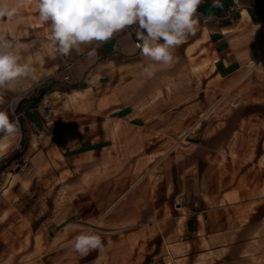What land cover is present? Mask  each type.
Returning a JSON list of instances; mask_svg holds the SVG:
<instances>
[{
    "label": "crops",
    "instance_id": "0c3cea01",
    "mask_svg": "<svg viewBox=\"0 0 264 264\" xmlns=\"http://www.w3.org/2000/svg\"><path fill=\"white\" fill-rule=\"evenodd\" d=\"M212 4L151 77L135 34L91 59L90 47L48 56L57 86L17 107L19 135L0 145V264H48L84 230L67 202L113 197L120 171L138 208L90 217L113 219L108 235L127 221L123 245L102 239L90 264H264V0ZM181 136L188 149L149 169L164 146L149 140ZM138 169L154 178L131 181Z\"/></svg>",
    "mask_w": 264,
    "mask_h": 264
},
{
    "label": "clouds",
    "instance_id": "9594fccd",
    "mask_svg": "<svg viewBox=\"0 0 264 264\" xmlns=\"http://www.w3.org/2000/svg\"><path fill=\"white\" fill-rule=\"evenodd\" d=\"M32 0H0V19L14 18ZM205 0H37L38 19L49 28V40L58 52L68 56L82 53L90 47L87 58L115 35L124 33L129 39L135 34L136 47L151 63L143 68L151 77L157 64L170 65L174 49L200 30L198 8ZM213 7H222L213 0ZM205 23L213 17H205ZM20 44L0 32V89L21 78L35 79V68L21 63ZM3 100L0 99V104ZM19 135L18 120L10 119L7 110L0 109V145ZM78 230L77 225H70ZM108 243H111L110 241ZM101 235L94 229L79 230L70 250L81 256L92 251L103 252Z\"/></svg>",
    "mask_w": 264,
    "mask_h": 264
},
{
    "label": "rangeland",
    "instance_id": "374dc122",
    "mask_svg": "<svg viewBox=\"0 0 264 264\" xmlns=\"http://www.w3.org/2000/svg\"><path fill=\"white\" fill-rule=\"evenodd\" d=\"M37 0H32L30 4H25L18 14L12 19H0V32L5 33L9 38H14L15 41L20 44L26 45L25 48L21 49L22 60L21 63H27L35 68V79L32 78H21L16 81H13L6 88L0 89V95L3 98L2 110H7L9 112L10 119L13 120L14 116H17L16 109L17 107H23L25 103L37 97L38 95L42 96L46 91L48 92L52 87L57 86L59 78L55 74H45L44 68L46 63H48V56L52 55L54 52H57V48L53 46L49 40V28L47 25L42 24L38 19V11L36 8ZM21 105V106H20ZM13 110V111H11ZM18 119V116H17ZM190 139L188 137L181 136L179 138H154L150 139L151 146L154 143L163 142L164 146L162 149V154L157 157L155 160L148 162L149 169L153 168V165L159 160L163 159V162H167L171 155V150L177 151H186L189 145ZM150 150L152 148H149ZM153 157V154L146 155V160H150ZM138 156H131L130 162L132 165L137 163ZM122 163V161L120 162ZM142 168V167H140ZM149 169L144 171L138 169L132 171L131 181H135L144 173H150V176L154 178V171L149 172ZM122 171L116 172V181L114 184V196L108 197L107 189H101L98 194H95L92 197L85 196L84 199H87L86 202L74 201L67 202L68 213L77 214V216L82 215L85 218L78 223H82V229H94L95 232L101 235L102 239L107 237H115L118 239V242L123 245L124 240H127L125 232L127 231L126 227L127 221L123 219H114V223H121L119 231L113 234H105L103 230L112 228L108 225L113 219L107 220V218H98L92 219V216H102L109 211L108 216H121L123 211H129L138 208V203L126 204L124 199V192L128 182L121 181ZM112 190V189H111ZM109 199V201H107ZM179 203V201H177ZM176 205V204H175ZM173 206L174 210H178L179 204ZM145 206V204H143ZM145 208V207H144ZM179 211V210H178ZM105 212V213H103ZM103 213V214H102ZM93 221V222H91ZM125 222V223H124ZM109 226V227H108ZM73 241V239L71 240ZM71 244V243H70ZM70 244L66 247L65 250H53L51 249L47 254L46 258L48 264H90L92 257L95 255L96 251L90 252L86 256H81L70 250Z\"/></svg>",
    "mask_w": 264,
    "mask_h": 264
},
{
    "label": "built area",
    "instance_id": "2783aa9c",
    "mask_svg": "<svg viewBox=\"0 0 264 264\" xmlns=\"http://www.w3.org/2000/svg\"><path fill=\"white\" fill-rule=\"evenodd\" d=\"M233 2H237V0H233ZM136 43H137V42H136ZM13 120H14V121L18 120V119H17V116H14ZM18 124H19V123H18ZM19 132H20V125H19Z\"/></svg>",
    "mask_w": 264,
    "mask_h": 264
}]
</instances>
